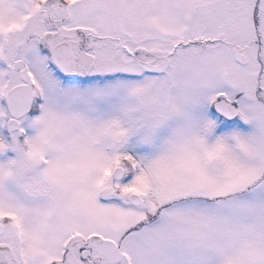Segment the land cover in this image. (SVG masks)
Segmentation results:
<instances>
[{"label": "snow or ice", "instance_id": "1", "mask_svg": "<svg viewBox=\"0 0 264 264\" xmlns=\"http://www.w3.org/2000/svg\"><path fill=\"white\" fill-rule=\"evenodd\" d=\"M0 264H264V0H0Z\"/></svg>", "mask_w": 264, "mask_h": 264}]
</instances>
